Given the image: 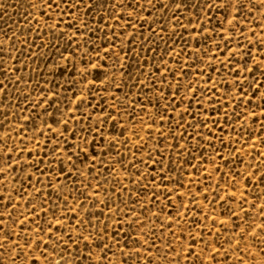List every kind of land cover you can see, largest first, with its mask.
Segmentation results:
<instances>
[{
  "label": "rangeland",
  "instance_id": "1",
  "mask_svg": "<svg viewBox=\"0 0 264 264\" xmlns=\"http://www.w3.org/2000/svg\"><path fill=\"white\" fill-rule=\"evenodd\" d=\"M0 264H264V0H0Z\"/></svg>",
  "mask_w": 264,
  "mask_h": 264
}]
</instances>
